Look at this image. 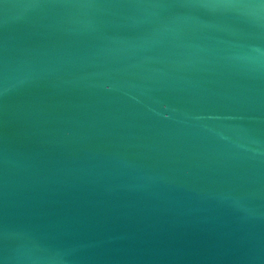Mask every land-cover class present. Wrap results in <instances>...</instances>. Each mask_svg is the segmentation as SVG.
<instances>
[{
  "label": "water",
  "instance_id": "obj_1",
  "mask_svg": "<svg viewBox=\"0 0 264 264\" xmlns=\"http://www.w3.org/2000/svg\"><path fill=\"white\" fill-rule=\"evenodd\" d=\"M0 264H264V0H0Z\"/></svg>",
  "mask_w": 264,
  "mask_h": 264
}]
</instances>
